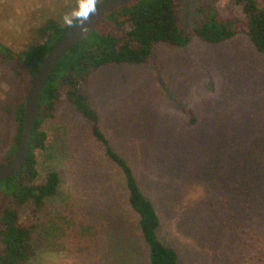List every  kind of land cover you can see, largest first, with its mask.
Here are the masks:
<instances>
[{
	"label": "rangeland",
	"instance_id": "obj_1",
	"mask_svg": "<svg viewBox=\"0 0 264 264\" xmlns=\"http://www.w3.org/2000/svg\"><path fill=\"white\" fill-rule=\"evenodd\" d=\"M176 1L180 23L192 32L207 0ZM227 4L217 2L220 12ZM76 6L0 0V40L23 49L46 19L64 24ZM24 87L21 69L0 60V103H15ZM85 92L155 206L157 237L176 249L180 264H264V53L245 34L220 43L192 35L184 47L158 43L145 63L91 72ZM13 129L0 109V154ZM41 129L47 139L36 150L37 182L50 170L60 182L41 214L45 247L28 264H150L124 178L88 123L63 104Z\"/></svg>",
	"mask_w": 264,
	"mask_h": 264
},
{
	"label": "trees",
	"instance_id": "obj_2",
	"mask_svg": "<svg viewBox=\"0 0 264 264\" xmlns=\"http://www.w3.org/2000/svg\"><path fill=\"white\" fill-rule=\"evenodd\" d=\"M100 1V0H99ZM98 1V2H99ZM219 0H207L199 7L203 18L193 33L180 23L176 0H130L101 14L77 42L52 68L41 91L27 157L19 171L0 181V264H28L43 250L46 237L41 231V214L48 199L55 197L60 178L50 170L44 182H37L36 150L44 149L47 135L42 122L52 118L59 106L68 104L89 125V132L108 163L123 176L126 205L134 213L143 241L148 247L150 264H180L178 253L156 234L160 219L152 201L141 190L132 166L116 151L100 125L98 111L88 102L85 92L91 72L111 64H141L149 60L154 45L165 43L184 47L191 36L207 43H220L237 33L245 34L251 44L264 53V9L256 0H228L224 13ZM235 7L240 9L237 11ZM69 26L54 18L35 29L33 39L20 50H12L0 40V60L19 67L25 78L23 95L15 103H0L14 126L10 142L0 154V165L15 153L21 132L24 96L39 63ZM191 114L190 124L194 122Z\"/></svg>",
	"mask_w": 264,
	"mask_h": 264
},
{
	"label": "water",
	"instance_id": "obj_3",
	"mask_svg": "<svg viewBox=\"0 0 264 264\" xmlns=\"http://www.w3.org/2000/svg\"><path fill=\"white\" fill-rule=\"evenodd\" d=\"M130 0H101L97 3L95 13L91 14L87 21H84V27L75 24L68 27L66 32L53 43L47 51L39 66L29 88L26 92L24 100V111L22 121V132L17 149L14 155L3 165H0V181L15 175L22 167L29 150L30 135L38 115L39 99L41 91L49 77V74L55 64L77 43L89 30L90 26L104 12L121 6Z\"/></svg>",
	"mask_w": 264,
	"mask_h": 264
},
{
	"label": "clouds",
	"instance_id": "obj_4",
	"mask_svg": "<svg viewBox=\"0 0 264 264\" xmlns=\"http://www.w3.org/2000/svg\"><path fill=\"white\" fill-rule=\"evenodd\" d=\"M97 3L98 0H77V6L62 16L63 23L69 27L78 23L83 30H86L83 22L95 13Z\"/></svg>",
	"mask_w": 264,
	"mask_h": 264
}]
</instances>
